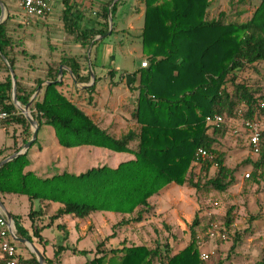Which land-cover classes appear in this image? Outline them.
I'll use <instances>...</instances> for the list:
<instances>
[{
  "label": "trees",
  "instance_id": "16d2710c",
  "mask_svg": "<svg viewBox=\"0 0 264 264\" xmlns=\"http://www.w3.org/2000/svg\"><path fill=\"white\" fill-rule=\"evenodd\" d=\"M113 1L107 0L97 12L92 29L78 35L84 53L70 59L64 56L58 61L51 59L46 77H36L34 82L24 80L19 71V56L23 52L10 32V19L0 24V71L6 74L0 79V106L15 112L2 124L18 122L30 126L13 101L10 68L1 54L16 70L17 96L22 106L31 101L45 79L57 81L61 64L71 67L78 82H87L91 73L83 59L88 58L96 36L109 31ZM142 1L145 9L141 39L148 64L143 67L140 63L134 73L135 79L139 76V84L133 87L138 91L133 118L139 129L117 136L98 124L80 107L72 93L64 90L69 86L66 79L71 80L68 71L64 72L63 81L44 86L42 98H36L30 107L40 125L54 127L59 143L66 148L95 146L131 153L135 158L117 167L104 165L79 174L63 172L42 179L32 172H24L29 165L25 153L0 168V194L18 193L31 199L58 202L61 207L53 219L64 215L86 219L96 212L121 214L122 219L111 235L114 237L118 228L143 222L154 210L152 197L172 183L198 192L223 193L237 182L240 166L227 164L228 153L220 145L230 128L228 123L236 120L240 110L246 118L262 124L259 158L255 161L249 158L246 163L253 167L249 180L260 183L264 178V92L261 86L251 84L252 75L260 74L264 63V0H260L246 21H228L225 12L209 19L212 0ZM120 2L111 9L115 26ZM103 41L96 40L93 45ZM72 86L75 87L73 83ZM217 114L225 117L224 123L216 125L207 121L208 116ZM238 130L236 136L247 137L252 149L250 131L244 126ZM201 147L212 152L215 158L197 160ZM4 149H0V155ZM214 165H217L215 170ZM232 210L227 214V226L233 223ZM200 223L197 213L190 226L192 241L178 253L173 254L169 244L152 247L127 240L121 246L108 247L110 237H107L98 242L95 256L81 264H205L197 240L196 228ZM17 230L20 237L32 239L19 220ZM34 236L41 242L44 240L37 228ZM64 249L59 247L55 260L47 258V262L61 264ZM81 253L87 255L89 251ZM24 260L27 264H41L35 253ZM258 264H264V258Z\"/></svg>",
  "mask_w": 264,
  "mask_h": 264
},
{
  "label": "crops",
  "instance_id": "0c3cea01",
  "mask_svg": "<svg viewBox=\"0 0 264 264\" xmlns=\"http://www.w3.org/2000/svg\"><path fill=\"white\" fill-rule=\"evenodd\" d=\"M1 2L5 8L4 18L1 22L3 23L7 21V18L12 17V12L10 11L6 0H0V17L2 15ZM89 8V0H69L68 3L66 1H62L55 6L49 19L46 22H42L45 26L31 27V30L33 31L26 32V48H23L27 50L29 56L26 58L29 60L26 61L24 57H22L23 61L20 59L19 62V68L20 65L23 64V66H27L26 68H28V70L24 69V71H21L20 68L19 71L21 74L26 77V75L30 74V76H32L36 72L35 69L31 68V63H26L31 60L33 61L34 56L31 57V55H36V59H39V61L44 60L46 65H48L51 59L58 61V59L63 56L70 59L74 56L80 55L83 52V48L79 39H75V35H78L81 31H88L93 28V20L90 18V12L92 10ZM88 10H90V12H88ZM119 18L121 23L122 17L120 16ZM134 18H137V16L128 15L126 18L127 24L131 25ZM117 20L118 19H116V21ZM57 23L58 26L62 24V28L67 31L70 36L66 37L64 36V33L62 34L61 32V34H58V26L54 25ZM131 27L132 26L126 27L127 29L125 30V33L120 35L123 41H120L119 44L112 43L113 38L120 37L118 36L119 33L112 31L111 34H106V36L102 38L104 39L103 43L93 45L96 40H100L96 39L100 35L96 36L94 42L88 50V68L90 73L91 69H93L95 81H93L90 75L89 83H80V85H84L85 87H79L78 80L76 83L74 79L75 75L74 73H71L72 69L69 65L61 64L66 67L64 72L68 71L71 74V80L66 79L69 86L66 85L64 90L71 92L73 98L78 100L80 107L98 124H100L103 128L112 131L117 136H121L130 129L140 128L136 120L133 118L134 111L137 107L138 97V91L133 90V87L139 84V76L135 79L134 73L140 67L138 57L142 47L141 43H139L141 42V33H138L137 36L133 37L134 41L131 42L130 35L133 34L134 30H136ZM33 34H37L38 36L36 39L39 42H37L38 47H36L34 43ZM39 47L40 51L38 49ZM40 53H42V55ZM117 53H119L121 55L120 58L125 61L122 65L124 69L123 72L113 70L117 64ZM141 53L143 54V52ZM4 62L6 63L5 60ZM24 62L26 65H24ZM5 76L6 74L0 71V79ZM36 77H34V79ZM63 79L64 75L62 81ZM48 81L51 80L45 79L42 85L39 86L41 87V90L44 86L48 85ZM33 82L30 84L33 85ZM72 83L75 87L72 86ZM92 87L95 88L93 92L87 91V89H91ZM76 88L81 90L77 91ZM41 90L38 94H36L35 99L42 98L43 90ZM83 90H86V92ZM11 123H6V125H10ZM14 123L18 124L23 129V134L21 135L20 140L23 141V143L20 145L19 141L16 140L13 145H4L0 147V149L5 148L3 153L0 155V161L24 149L25 144L32 139L34 128L30 123V126H24L18 122ZM33 143L26 151L29 165L25 168L24 172H32L42 179L51 178L63 172L79 174L92 167H100L104 165L117 167L120 163L135 158V156L131 153L116 152L107 148L95 146H80L75 148L65 147L66 149H64L62 148L64 146H62L58 141L54 127L48 124L40 125L38 138L36 139V142L34 144ZM66 153L69 154V156H71V154L73 155L71 156L72 158H70L73 162L71 164V169L68 168L62 170L60 168L58 170V160L63 161L62 159L60 160V158H62L61 155L65 156ZM80 153H83V156H80ZM58 156L60 157L58 158ZM64 158L66 159V157ZM89 162L91 163L90 165H88ZM85 163H87L86 166H84ZM79 165L80 167L78 168L80 169H77V166ZM185 189L191 188L188 186H181L176 183H172L165 187L158 195L152 197L151 199V202L154 205L155 214L146 217L143 222L138 223L137 225L143 226L146 223L154 222L153 220L161 216L163 217L162 220L164 224H168L169 226H183L185 223L184 216H186L187 221H189V219L195 216L196 207L192 206V211H187L186 213L184 209L185 207H181L183 204L178 201L174 202L172 197L176 196L178 193L184 192ZM170 198L173 201L169 200ZM0 199L7 211H9L14 218V228L16 234L18 235L17 220H19L20 224L28 231V235L32 236V239H29L28 237L24 238H28L30 241H33L42 251L46 259L49 258L55 260L58 247H61L60 244L70 243V246H68V244L67 246L62 244V247L65 249L61 254V264H81L88 259L93 258L95 256V248L98 242L107 237H110L107 241V246L110 245V240L111 243L112 241L114 242L117 240V245L121 246L123 241L127 239L125 237L123 241H120V236L123 231H120L119 229L123 228L125 231L127 227H131V225H128L126 227L118 228L115 230V236L112 237L111 235L115 233L114 227L122 219L121 214L112 212H96L91 214L90 217L86 219L76 218L72 215H64L60 218L53 219V216L61 207V204L58 202L31 199L28 195L18 193L0 194ZM46 227H58L59 230H61L62 235L59 245L56 242V239L43 234ZM36 228L40 231V234L44 238L42 242L34 236ZM69 240L72 243L69 242ZM22 247H26L28 249L27 255H24L20 251ZM18 249L20 255L24 258H30L31 254L34 253L27 245L19 242ZM83 250H87L89 253L84 255L81 253ZM53 264L58 263L57 261H54Z\"/></svg>",
  "mask_w": 264,
  "mask_h": 264
},
{
  "label": "rangeland",
  "instance_id": "374dc122",
  "mask_svg": "<svg viewBox=\"0 0 264 264\" xmlns=\"http://www.w3.org/2000/svg\"><path fill=\"white\" fill-rule=\"evenodd\" d=\"M6 2L12 12V17L7 18V20L10 19V32L19 44L20 51L23 52L21 53L20 59L23 61L22 57H24V59L28 61L29 59H27V56L29 55L27 50L23 49L24 47L26 48L27 38L25 34L26 32L33 31L31 27L45 26L42 22L46 21H37L28 18L16 0H6ZM89 2V9L92 11L90 12V10H88V12L91 13V16H89L93 20L94 17L97 16V12L101 11L103 4L107 3V0H89ZM259 2L260 0H212L207 16L209 19H213L219 17L221 12H225L228 21H246L252 17ZM144 9L145 6L142 0H121L116 17L118 20L112 31L119 33L118 36H120L122 33H125L126 27L132 26L131 28L136 29L133 34L130 35L131 39L129 38L131 42H133V37L137 36L138 33L142 34ZM128 15L137 16V18L132 20L133 23L131 25L126 22ZM120 16L122 17L121 23ZM54 25L58 26V23ZM63 30L62 24H60L58 26V34L61 32L62 34L64 33L66 37L70 36L67 31ZM81 32H79L78 35L81 34ZM33 35L34 43L36 47H38V41L36 40L38 36L37 34ZM78 35H75V39L78 38ZM120 39L121 36L113 38L112 43L119 44L120 41H123ZM139 43H141L142 47L138 58L142 66L144 61L148 63V59L143 52L142 39ZM38 49L40 51V47ZM141 52H143V54ZM40 54L42 55V53ZM120 56L119 53L116 54L117 64L113 68V70L117 72L124 71L122 65L125 61H123ZM36 58L37 56L35 55L33 61L26 62L31 63V68L36 71L32 76H30V74L26 75V77L24 76L23 79L26 81L34 80L36 76L43 75V77H46L48 65H46L44 60L39 61V59L37 60ZM83 61L85 62L84 64L88 65L89 58L83 59ZM26 63L24 62V65H26ZM26 67L27 66H23L22 64L20 65V70H28ZM261 70L262 72L260 74L252 75L251 84L253 87L261 86L264 92V63L262 64ZM80 83L82 82H79V84ZM84 83H89V80ZM228 125L230 128L226 136L221 139L220 149L228 153V165L231 167L240 166L236 174L237 182L223 193L207 190L198 192L195 188L188 186L191 189H185L184 192L174 196L176 198H172L174 202L178 201L183 204L181 207H185L186 213L187 211H192V206L196 207V214L199 213L201 220L200 225L196 228L201 255L206 253L210 254L208 259L202 260L201 258L205 264H219L220 262H223V264H258V261L264 258V178L261 179L260 183L249 180L251 177L249 178L248 175L251 174L253 167L250 163H246V161L249 158L254 161L258 160L259 154L253 152L247 137L243 138L236 136L239 133L238 129L242 126L239 122L231 120ZM231 127H234V129ZM235 129H237V133H234ZM22 134L23 129L14 122L10 125L1 124L0 147L4 145H13L16 140H18L21 145L23 143V141H20ZM62 148L66 149L65 147ZM82 154L83 153H80V156ZM61 156L62 158H60V160L62 159L63 161L58 160V170L60 168L62 170L71 169V164L73 162L70 158H72L71 156L73 155L71 154V156H69V154L66 153L65 156ZM59 157L60 156H58V158ZM64 157H66V159ZM90 164L89 162L88 165ZM86 165L87 163L84 164V166ZM78 167H80V165L77 166V169H80ZM216 167L217 165H214L213 170H215ZM169 200L173 201L171 198ZM231 208H233V223L231 226H227V214ZM154 211L155 210L150 212L148 216L155 214ZM196 214L194 217L191 216L192 218L190 217L191 219H189V221H187L186 216H184L185 223L183 226H169L168 224H164L162 220L163 217L161 216L153 220L154 222L146 223L143 226L132 224L131 227H127L125 231L123 228L119 229L123 231L120 236V241H123L126 237L129 243H144L152 247L156 244L162 246L169 244L172 247V253H178L192 241L190 226L195 221ZM254 216L256 219L252 218ZM43 234L56 239L59 245L62 232L58 227H46ZM69 242L71 241L69 240ZM62 244H60V246H62ZM67 244L70 246V243H64L63 245L67 246ZM112 246H118L117 240L114 242L112 241V243L110 240V245L108 247ZM20 251L24 255L28 254V249L26 247H22Z\"/></svg>",
  "mask_w": 264,
  "mask_h": 264
},
{
  "label": "built area",
  "instance_id": "2783aa9c",
  "mask_svg": "<svg viewBox=\"0 0 264 264\" xmlns=\"http://www.w3.org/2000/svg\"><path fill=\"white\" fill-rule=\"evenodd\" d=\"M24 11L25 15L33 20L47 21L54 11L57 4L63 0H16ZM147 61L142 63L143 67L147 66ZM117 69V68H116ZM264 108V103L262 104ZM15 112H10L0 106V125L6 121ZM207 121L216 125H221L225 122V117L221 115L208 116ZM236 121L250 131L249 141L253 152L259 154L262 149V124L254 122L246 118L244 113L240 110L237 114ZM237 129L234 130V133ZM215 155L207 149L201 147L197 152V160H213ZM249 176V175H248ZM213 226V225H212ZM225 237V235H224ZM209 253L202 254L201 258L208 259ZM0 264H27L19 253L18 242L14 239L11 229V223L7 216L0 208Z\"/></svg>",
  "mask_w": 264,
  "mask_h": 264
},
{
  "label": "water",
  "instance_id": "95a60500",
  "mask_svg": "<svg viewBox=\"0 0 264 264\" xmlns=\"http://www.w3.org/2000/svg\"><path fill=\"white\" fill-rule=\"evenodd\" d=\"M117 1L118 0H114L113 3L110 6V13H109V23H110V27H109V31H108L107 34H111L112 33V29L114 27V20H113V15H112L111 9H112V7L114 6V4ZM1 5H2V15L0 17V23L3 21L4 12H5V10H4L5 8H4V5L2 4V2H1ZM105 36H106V34H103V35L98 36L96 39H102ZM1 55H2L3 59L6 61V63H8L9 68H10V72H11V76H12V81H13V101H14L16 107L19 109V111L24 114V116L26 117V119L33 126L34 131H33L32 139L25 144L24 149H22L21 151H18L16 153H14V154H12L10 157H7L4 160L0 161V168L3 165H5L6 163L14 160L15 158L19 157L20 155H22L24 153H26V151L31 147L32 143L38 138V132H39V129H40V124L33 117L32 111H31L30 107H31V105H32V103H33V101L35 99L36 94H38L40 92V90H41V87H39L37 89L35 95L32 97L31 101L27 105L22 106L21 103L19 102L18 96H17V77H16L15 70L9 64L7 58L3 54H1ZM65 68L66 67L64 65H61L60 66V69H59V79L57 81H48L47 84L61 82L62 81V78H63V75H64V69ZM71 73L73 74L72 71H71ZM91 77H92L93 81H95V74H94L93 69H91ZM74 79H75V81L77 83V79H76L75 76H74ZM79 87H85V86L79 84ZM0 208L3 210V212L5 213V215L7 216L8 220L11 223V229H12V234L14 236V239L17 242L21 243V244L27 245L30 248V250L33 251L36 254L37 259L40 261L41 264H47L48 262H47L46 258L44 257L42 251L38 248V246L33 241H30L28 238L20 237V236H18L16 234L15 228H14L15 227L14 218L11 215V213H9V211H7V209L5 208L4 204L2 203L1 199H0Z\"/></svg>",
  "mask_w": 264,
  "mask_h": 264
}]
</instances>
